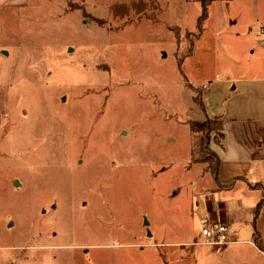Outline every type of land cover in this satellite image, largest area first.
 <instances>
[{"label": "rangeland", "instance_id": "1", "mask_svg": "<svg viewBox=\"0 0 264 264\" xmlns=\"http://www.w3.org/2000/svg\"><path fill=\"white\" fill-rule=\"evenodd\" d=\"M200 12L193 0L0 6V264H170L169 243L205 240L195 95L206 82L203 105L222 111L228 70L263 68L264 2L214 3L198 39ZM211 246L202 260L187 246L184 264L240 258Z\"/></svg>", "mask_w": 264, "mask_h": 264}, {"label": "crops", "instance_id": "2", "mask_svg": "<svg viewBox=\"0 0 264 264\" xmlns=\"http://www.w3.org/2000/svg\"><path fill=\"white\" fill-rule=\"evenodd\" d=\"M21 1L0 0V6H17ZM241 2L252 7L264 0H213L209 7L211 10L214 3ZM208 20L209 18L205 22L206 25ZM260 31L264 33L261 26ZM258 39L259 45L264 46V39ZM255 45L254 43L252 46ZM193 53L194 49L188 56L194 55ZM262 67L258 69L254 64H250L247 72L243 74L228 70L230 76L227 80L234 83V86L230 87L231 92L225 95L226 108L222 111L215 110L213 107L209 108L208 102L205 103L206 107L204 103L199 102L205 115L203 120L208 117L214 118V116L222 120L223 136L220 141L212 140L210 143L220 160L216 176L207 169V163L203 161L207 154L202 150V134L192 131L195 146L192 161L201 165V169L198 168V170L199 175L202 176L195 193L197 202L192 207L202 228L207 222L226 223L232 243L218 247L205 243V240L189 241L187 244L186 242L169 243L174 245L167 252V262L170 264H184L194 254L187 246L190 247L196 243L199 248L195 249V257L200 256V260L206 254L200 248L203 249L205 246H211L210 251L216 254H230L238 251L240 258L232 260L225 258L217 262L196 259L190 264H248L250 254L264 258V109L260 107L261 98L264 99V53ZM198 88H200L199 94L202 97L203 93L204 97L205 92H208L204 89L210 90V85L204 82L203 87ZM197 95L198 93L195 97ZM237 95L240 97H237V102L231 105L230 102ZM198 235L202 237V232Z\"/></svg>", "mask_w": 264, "mask_h": 264}, {"label": "trees", "instance_id": "3", "mask_svg": "<svg viewBox=\"0 0 264 264\" xmlns=\"http://www.w3.org/2000/svg\"><path fill=\"white\" fill-rule=\"evenodd\" d=\"M201 7V12L197 17V26H196V38L201 35V33L205 29L206 20L209 17L210 13V4L213 0H197ZM193 49V48H192ZM192 49L190 51H192ZM190 53V52H189ZM183 61L182 59L178 58L179 67L181 66ZM181 69V68H180ZM182 70V69H181ZM201 95L195 97L196 100L203 104V100L200 98ZM190 129L195 133L202 134V150L207 156L203 159L207 163V169L216 176L217 169L219 167L220 160L218 156L214 153L211 148V141L216 140L220 141L221 137L223 136V129H222V120L218 116L208 117L206 120H199V121H190Z\"/></svg>", "mask_w": 264, "mask_h": 264}, {"label": "built area", "instance_id": "4", "mask_svg": "<svg viewBox=\"0 0 264 264\" xmlns=\"http://www.w3.org/2000/svg\"><path fill=\"white\" fill-rule=\"evenodd\" d=\"M261 29L264 31V23H262ZM202 233L206 237L205 243L207 244L218 247L232 243L229 227L222 221L205 223L202 228Z\"/></svg>", "mask_w": 264, "mask_h": 264}, {"label": "water", "instance_id": "5", "mask_svg": "<svg viewBox=\"0 0 264 264\" xmlns=\"http://www.w3.org/2000/svg\"><path fill=\"white\" fill-rule=\"evenodd\" d=\"M18 181V180H17ZM19 182V181H18Z\"/></svg>", "mask_w": 264, "mask_h": 264}]
</instances>
